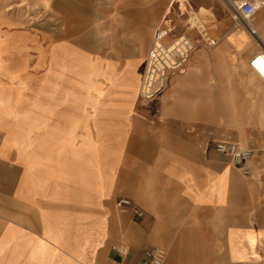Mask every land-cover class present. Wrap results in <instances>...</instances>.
Here are the masks:
<instances>
[{
	"label": "crops",
	"instance_id": "1",
	"mask_svg": "<svg viewBox=\"0 0 264 264\" xmlns=\"http://www.w3.org/2000/svg\"><path fill=\"white\" fill-rule=\"evenodd\" d=\"M131 10L137 21L128 29L136 35L118 57L89 52L80 38L69 42L80 53L68 55L61 77L49 69V55L33 48L4 57V92L19 101L0 115V264H113L119 247L127 250L124 264L154 248L167 251L165 264H197L206 253L231 264L232 242L250 236L262 262L264 132L248 127L246 87L230 104L208 85L211 72L192 69L160 100L143 101L138 81L159 14ZM252 23L264 41V4ZM50 36L21 28L14 38L45 46ZM81 51L117 63L115 80L87 69ZM232 109L239 114L224 113ZM223 141L254 152L248 174L216 150ZM120 199L144 216L134 219Z\"/></svg>",
	"mask_w": 264,
	"mask_h": 264
},
{
	"label": "rangeland",
	"instance_id": "2",
	"mask_svg": "<svg viewBox=\"0 0 264 264\" xmlns=\"http://www.w3.org/2000/svg\"><path fill=\"white\" fill-rule=\"evenodd\" d=\"M185 2V6L194 12L201 6L208 9L207 15L203 18L206 32L202 33L199 30L194 33L189 32L188 29L190 25H193V20L189 13L185 12V7H181L184 9V15L179 17L177 15L178 4L173 3V0H0V14L17 22L23 28L48 31L55 40L77 45L81 38L84 42L83 46L89 52L110 58L118 57L121 43L135 38L134 30L128 29V24L135 20L132 7H147L152 14L158 13L159 15L152 23L151 43L146 54L152 45L154 33L159 27L169 29L175 27L165 39L166 44H170L175 39V32H187L188 36L197 38L199 43L196 44L193 52L200 51L202 58L192 66H189L188 62L186 69L211 72L214 76L207 79L208 85L218 90L224 98H228L226 102L230 104L236 101L238 96L236 93L239 89L246 87V101L249 105L245 113L248 117V127L260 128L264 132V83L258 79L248 65L254 54L251 51L252 45L248 44L243 47L239 45L235 36L241 28L235 27V21L220 0H190V3L185 0ZM169 5H173L172 12L166 14V8ZM195 28L198 29L197 26ZM207 37L215 39L217 45H209L205 39ZM180 75L182 73L170 74L165 90L154 101L160 100L173 86L175 78ZM199 80L202 79H190L191 82ZM248 87L256 91V94L250 92ZM239 112L237 109L224 111V113L233 115H238ZM205 249L212 250L213 248L205 247ZM203 257L204 260L197 264H227L222 253H206ZM231 264L264 263L257 258H251L240 263H234L232 259Z\"/></svg>",
	"mask_w": 264,
	"mask_h": 264
},
{
	"label": "bare ground",
	"instance_id": "3",
	"mask_svg": "<svg viewBox=\"0 0 264 264\" xmlns=\"http://www.w3.org/2000/svg\"><path fill=\"white\" fill-rule=\"evenodd\" d=\"M190 3V0H188ZM226 7L228 4V1L231 3H239V0H220ZM260 0H257V4H259ZM185 0H181V7H185L189 15L191 16V20H193V25L189 26V32L194 33L195 31H201L206 32V26L204 25L203 18L207 15L208 9L205 6H201L199 10L196 12L189 10L185 6ZM191 5V4H190ZM172 6L169 5L166 8L165 13H171ZM191 8L193 9L192 5ZM184 10V9H182ZM251 25H253L252 21L250 22ZM197 26L198 29L195 28ZM254 26V25H253ZM235 27L241 28L239 32L237 33L236 40L239 42V45L241 47L245 45H252L251 51L253 53L258 50V47H260L261 42L258 38L253 37L248 30L242 26L240 27L238 23L235 22ZM21 28L20 24L17 22H14L10 19L4 18L0 16V70L3 69L5 62L3 61L4 57L7 55H13L15 53H22L27 52L29 49L33 48L37 50L38 52L42 54H48L50 57V63H49V69H52L54 71L55 75L58 77L62 76L63 69H66L67 64V57L68 55H77L80 53V50L78 47L73 46L67 41H59L55 40L53 37H49L48 43L43 46L40 43L35 44L33 46H29L27 44L26 39H16L14 38V35L16 32H18ZM232 36V33H231ZM165 39L162 36H157L152 41V45L149 51V54L147 58L145 59V69L142 78H139L138 86L139 91L141 90L143 80L146 79L147 86H151L154 84L158 79H160L162 76L159 75L157 72L163 71V68L168 69L170 72L174 71L178 68V63L174 62L173 55H172V49L173 47L165 46ZM21 44V45H20ZM217 45V44H216ZM195 45L193 47V50L190 53V57L185 63V66L181 70V73L190 71L192 69H186L187 63L189 62V66L194 65L196 62L202 58V53L200 51H195L196 49ZM182 48L185 49V46H182ZM83 54V57L86 58V68L95 71L98 74L106 77V80L108 81H114L113 75H115L117 70V63L112 62L110 60H107L105 57H94L89 52L81 51ZM142 60L139 61L141 63ZM132 65V63H127L126 66ZM149 69V70H147ZM236 70H238L236 68ZM148 72V74H146ZM165 74L167 75L168 72ZM13 81V79H12ZM4 85H6L3 81L0 80V115H10L14 112V103L19 101L18 99H15V95L13 93H5L4 92ZM54 86L56 89L61 87L60 80L56 77V82L54 83ZM55 102L58 105L59 104V97L58 94L55 95ZM57 116L59 118L62 117L61 112H56ZM51 130L55 133H61L62 126L61 122H56L54 126H51ZM248 243L239 244L232 242L231 247V257L235 261H246L251 258H257L258 255L255 251V238L254 237H248L247 240ZM258 259V258H257Z\"/></svg>",
	"mask_w": 264,
	"mask_h": 264
},
{
	"label": "built area",
	"instance_id": "4",
	"mask_svg": "<svg viewBox=\"0 0 264 264\" xmlns=\"http://www.w3.org/2000/svg\"><path fill=\"white\" fill-rule=\"evenodd\" d=\"M174 2L178 4L177 15L181 17L182 15H184V11L181 8V0H173V3ZM263 4L264 2L261 0L259 1V4H257V0H239V3L236 2L234 4L228 1L227 9L230 12L233 20L238 23L240 27L244 26L253 37H256L260 40V49L252 55L248 65L251 71L258 77V79H260V81L264 83V41H262V39L259 37L256 28L250 24L256 12ZM185 12L188 13L187 10H185ZM172 29L174 30L175 27L173 26L170 29L168 27L157 28L156 32L154 33L153 39H155L157 36L167 38ZM174 37L175 39L170 44H166L165 42L164 43L166 47H173L172 55L174 62L178 63V68L171 72L168 69L163 68L162 72H157L162 77L151 86H147L146 79L143 80V84L140 90V98L145 102H153L163 93L167 86L169 75L181 73V70L183 69L185 63L190 57V53L193 50V47L199 43V40L197 38H192L190 35L188 36L187 32H175ZM205 39L211 46L216 45L217 43L215 39H211L209 37ZM182 46H185V49L182 48ZM148 72L149 71H147L146 74H148ZM165 72H168V74L166 75ZM215 148L220 153L228 155L231 158L232 163L241 172L245 174L249 173V170L246 165L254 157V152L251 149L246 148L239 143L224 141L218 142L215 145ZM117 204L120 208L127 206L132 207L134 212V219L136 220L141 219L144 216L143 211L140 210L138 207L132 206V202L129 199H120ZM116 250L120 255V259L115 260L113 264H124L123 258L127 255V250L124 247H119ZM167 256L168 253L164 249H147L145 251L144 258L137 264H165ZM259 258L264 263V244L261 245L259 248Z\"/></svg>",
	"mask_w": 264,
	"mask_h": 264
}]
</instances>
